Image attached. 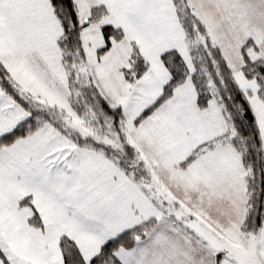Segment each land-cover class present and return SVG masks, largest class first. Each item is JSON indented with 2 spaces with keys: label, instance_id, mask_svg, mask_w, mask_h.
Wrapping results in <instances>:
<instances>
[{
  "label": "snow or ice",
  "instance_id": "1",
  "mask_svg": "<svg viewBox=\"0 0 264 264\" xmlns=\"http://www.w3.org/2000/svg\"><path fill=\"white\" fill-rule=\"evenodd\" d=\"M0 264H264V0H0Z\"/></svg>",
  "mask_w": 264,
  "mask_h": 264
}]
</instances>
